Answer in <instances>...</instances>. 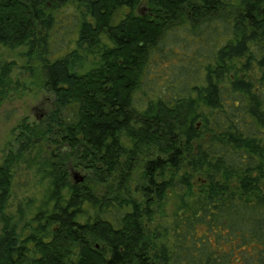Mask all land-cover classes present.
Listing matches in <instances>:
<instances>
[{"label": "trees", "instance_id": "16d2710c", "mask_svg": "<svg viewBox=\"0 0 264 264\" xmlns=\"http://www.w3.org/2000/svg\"><path fill=\"white\" fill-rule=\"evenodd\" d=\"M34 87L0 264H264V0H0V108Z\"/></svg>", "mask_w": 264, "mask_h": 264}, {"label": "rangeland", "instance_id": "374dc122", "mask_svg": "<svg viewBox=\"0 0 264 264\" xmlns=\"http://www.w3.org/2000/svg\"><path fill=\"white\" fill-rule=\"evenodd\" d=\"M140 9L142 11L144 10L143 8ZM70 29L73 30V24L69 25L66 31ZM75 29L76 27H74V30ZM69 38L70 37H66L64 40ZM52 102L53 96L51 94L45 92L43 89L34 87L32 90L19 92L15 97H11L7 102L3 103L0 108V155L1 152L4 153L7 151L10 144L14 145L15 135L13 134V129L18 126L23 119H27L29 122H39L44 119L50 112V105ZM74 171H78L85 176L84 172L74 168H72L71 174ZM35 193H37V191H35Z\"/></svg>", "mask_w": 264, "mask_h": 264}, {"label": "water", "instance_id": "95a60500", "mask_svg": "<svg viewBox=\"0 0 264 264\" xmlns=\"http://www.w3.org/2000/svg\"><path fill=\"white\" fill-rule=\"evenodd\" d=\"M71 178H72V181L75 183V184H81L84 182L85 180V176L82 175L80 172L78 171H74L72 174H71Z\"/></svg>", "mask_w": 264, "mask_h": 264}]
</instances>
